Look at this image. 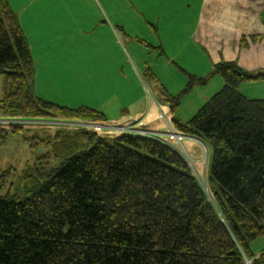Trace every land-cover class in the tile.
Listing matches in <instances>:
<instances>
[{
  "label": "trees",
  "instance_id": "16d2710c",
  "mask_svg": "<svg viewBox=\"0 0 264 264\" xmlns=\"http://www.w3.org/2000/svg\"><path fill=\"white\" fill-rule=\"evenodd\" d=\"M239 46L247 48L245 38ZM210 76L221 78L222 89L188 122L173 124L208 147L215 206L162 144L59 131L56 145L77 153L29 198L0 197V264H264V251L255 258L250 248L264 238V99L239 91L264 78L235 62L219 63ZM1 77L5 117L106 122L97 111L35 98L29 45L7 0H0ZM209 77L187 75L181 93L163 102L175 112ZM12 173L0 174V190Z\"/></svg>",
  "mask_w": 264,
  "mask_h": 264
},
{
  "label": "crops",
  "instance_id": "0c3cea01",
  "mask_svg": "<svg viewBox=\"0 0 264 264\" xmlns=\"http://www.w3.org/2000/svg\"><path fill=\"white\" fill-rule=\"evenodd\" d=\"M7 2L29 45L35 88L62 91L65 99L48 102L70 109H93L108 124L142 121L149 132L170 133L173 121L188 122L222 89L221 78L210 76L219 63L235 62L252 75L264 71V0H144L137 8L126 0ZM90 8L98 12L95 17ZM253 36L261 39L253 43ZM243 38L246 49L239 46ZM146 68L154 78H143ZM187 75L210 77L206 85L184 96L192 101L186 106L191 108L190 115L181 111L185 98L172 113L168 104L161 105L159 100L178 96ZM84 84L92 105L79 99ZM258 84L264 87V81L249 85ZM244 87L247 85L239 91L245 97L264 99L252 97L264 90ZM162 113L168 117L165 121L158 118ZM183 146L190 153L198 149L209 152L199 140ZM181 154L189 156L187 151ZM200 166L198 172L204 168ZM250 248L258 258L264 251V238Z\"/></svg>",
  "mask_w": 264,
  "mask_h": 264
},
{
  "label": "rangeland",
  "instance_id": "374dc122",
  "mask_svg": "<svg viewBox=\"0 0 264 264\" xmlns=\"http://www.w3.org/2000/svg\"><path fill=\"white\" fill-rule=\"evenodd\" d=\"M91 2L92 0H89L90 4ZM143 2L144 0H126V3L128 4L132 3L136 8L140 7V4H143ZM92 9L93 8H90L89 13H91L92 17H95L98 12L95 11V9L91 11ZM132 13L133 15L136 14L133 11H129L128 14H132ZM104 22L105 21H103V23ZM140 39L145 40L144 38H140ZM138 41L143 42L141 40ZM4 85H5L4 78L1 77L0 102L4 97ZM210 85L205 89V91H208L211 88ZM104 86L105 84L103 82L102 88ZM251 86H257V87H251ZM84 87L85 89H83V91H79L80 92L79 99L81 100L83 99L89 105H92L91 101L87 97L88 95H90L88 87L85 84ZM39 88L40 87H38V89L35 88V81H34L33 95L35 96V98L46 102L51 101L53 99H57L61 102L62 99H65L67 97L66 93H62V91L59 90H52V89L45 90L41 88L42 91H40ZM244 88H250L249 90H255L259 88L261 90H264L262 89L264 88L263 85H259V84L247 85V87ZM259 93H263V94L260 95ZM259 93L254 94L256 96H252V97L264 98V91H261ZM184 98L185 97L183 96L180 101V104ZM47 99H51V100H47ZM187 100L188 98L184 99L183 108L181 109V111L189 113V111H191V108L186 106L190 105L192 101H187ZM159 103L161 105L164 104L163 100H159ZM203 103L201 105H203ZM60 107H64V106H60ZM83 108H87V107H83ZM188 115H190V113ZM165 117H167V115L165 116L164 113L158 116L160 120H164V121L166 120ZM104 124H108V123L107 122L96 123L91 121L66 120V119H32L25 117H5L0 113V132L4 131L3 138L0 139V174L3 172H7L10 169L13 170V173L10 175V177L5 178L4 187L0 190V197H5L10 192L12 195L18 196L21 199L29 198L31 192L35 188L42 186L46 181H48L49 174L58 170L65 159L71 158L77 153L74 150L71 153H68L66 149L65 152L63 153L61 148L62 144L56 145L57 142H55V139H53L57 132L62 131V132L75 133L76 131L80 130L84 132L93 133L91 129L92 126L93 127L96 126V128L99 129L100 127L104 126ZM141 124L142 121H138V122L129 121L128 123L122 125L126 126V128L130 131H139L138 128H141L142 126ZM142 127H144V124ZM130 131L122 130L117 135H104L106 137H99L98 135H102V133H97L96 136L99 137L100 139H118L122 137H133V138L136 137L134 136V134H130L131 133ZM172 132L175 135L180 134L185 137V139H183L180 142V145L174 143L175 140H170L169 136L164 139H158V140L155 139L152 140L149 138L146 139L162 144L163 146L175 152L187 165L192 176L195 177V179L201 186L208 201L215 206L213 200V193L211 191V187L208 182V172H209V163H210L209 152L204 153V151L198 149L196 153H190L187 147L183 145H186V142L189 141L193 142L198 140L196 138H193L178 131L174 126H173V130L170 133ZM161 135H166V134H161ZM46 140L50 141V143L46 144L45 143ZM54 146L56 147V149L54 148ZM184 151H187L189 154V156L186 158L181 157L182 156L181 153ZM200 164H201L200 167H204V168L202 169L201 172H198L199 171L198 166ZM209 195L212 196V198H210Z\"/></svg>",
  "mask_w": 264,
  "mask_h": 264
},
{
  "label": "built area",
  "instance_id": "2783aa9c",
  "mask_svg": "<svg viewBox=\"0 0 264 264\" xmlns=\"http://www.w3.org/2000/svg\"><path fill=\"white\" fill-rule=\"evenodd\" d=\"M100 125V124H99ZM93 133H95V135L97 133H102V135H98L99 137H106L104 135H117L120 133V131H130L126 128V126L122 125H113V124H104V126L100 127L99 129L96 128V126H92L91 127ZM139 131H130L131 133L130 134H134V136L136 137H139V138H149V139H152V140H158V139H164L166 137H170V140H175L174 143H176L177 145H180V142L185 139V137L183 135H180V134H174L173 132L172 133H169V134H166V135H161L159 133H153V132H149L147 130H145L142 126L141 128H138ZM177 141V142H176ZM183 158V156H181Z\"/></svg>",
  "mask_w": 264,
  "mask_h": 264
},
{
  "label": "water",
  "instance_id": "95a60500",
  "mask_svg": "<svg viewBox=\"0 0 264 264\" xmlns=\"http://www.w3.org/2000/svg\"><path fill=\"white\" fill-rule=\"evenodd\" d=\"M256 78H264V71L258 72L256 75H254ZM249 264V263H248Z\"/></svg>",
  "mask_w": 264,
  "mask_h": 264
}]
</instances>
